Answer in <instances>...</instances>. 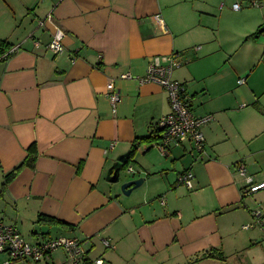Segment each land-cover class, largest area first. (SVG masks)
I'll use <instances>...</instances> for the list:
<instances>
[{
	"label": "crops",
	"instance_id": "crops-1",
	"mask_svg": "<svg viewBox=\"0 0 264 264\" xmlns=\"http://www.w3.org/2000/svg\"><path fill=\"white\" fill-rule=\"evenodd\" d=\"M233 2L0 0L8 47L0 59V223L31 244L85 241L88 257L103 264L225 263L210 253L264 264V190L243 195L236 170L241 164L264 183V0H241L240 11ZM47 17L65 33L61 54L46 48L51 25L38 27ZM168 55L193 115L213 117L201 157L191 143L162 155L139 141L170 107L162 86L138 79L153 57ZM127 72L131 79L120 80ZM111 81L120 94L114 113ZM132 147L129 163L143 183L125 197L106 174ZM184 171L191 189L177 182ZM7 260L0 254V264ZM62 263L56 250L26 264Z\"/></svg>",
	"mask_w": 264,
	"mask_h": 264
},
{
	"label": "built area",
	"instance_id": "built-area-1",
	"mask_svg": "<svg viewBox=\"0 0 264 264\" xmlns=\"http://www.w3.org/2000/svg\"><path fill=\"white\" fill-rule=\"evenodd\" d=\"M232 10L240 11L242 8L241 0H233ZM249 5L258 7L260 0H249ZM158 19V17H157ZM50 24L51 41L46 48L58 55L64 51L63 40L65 33L58 27L51 24L49 17L40 21L38 27H46ZM14 47L11 51L16 50ZM179 63L174 55L153 57L147 65L146 73L143 78L138 79L140 83L154 82L162 86L168 95V104L170 113L161 117L155 122V131L160 135L158 143H152L151 146L156 148L162 155L167 153V147L170 145L180 146L183 143H191L193 150L201 157L204 153V137L202 128L210 123L213 119L211 115L196 117L190 110V98L186 88L182 83L171 79L172 72L179 67ZM120 80L131 79L130 73H124L119 76ZM244 79H239L238 84H243ZM107 97L110 102L112 112L116 111V105L120 102L119 90L115 87L113 81L106 85ZM128 173H133L132 167H127ZM238 175L244 177L245 188L243 195H251L260 190H264V183H254L251 177L246 176L243 165H236ZM193 174L190 171L181 173L177 182L187 189L192 188ZM256 214V213H255ZM259 213L257 212V215ZM248 229L249 226H243ZM102 245L109 247L107 240L102 239ZM85 241L71 237L50 238L34 244L26 242L14 226L0 223V254H6L8 260L3 264H26L27 261L39 263L47 260L53 251L60 250L65 256V263L62 264H103V260L96 258L91 260L84 249Z\"/></svg>",
	"mask_w": 264,
	"mask_h": 264
},
{
	"label": "water",
	"instance_id": "water-1",
	"mask_svg": "<svg viewBox=\"0 0 264 264\" xmlns=\"http://www.w3.org/2000/svg\"><path fill=\"white\" fill-rule=\"evenodd\" d=\"M129 152L120 155L108 169L106 181L112 185H116L120 181V172L124 169L128 162ZM143 183L142 179L131 180L121 183L119 190L122 195L128 197L131 192L138 189Z\"/></svg>",
	"mask_w": 264,
	"mask_h": 264
},
{
	"label": "trees",
	"instance_id": "trees-1",
	"mask_svg": "<svg viewBox=\"0 0 264 264\" xmlns=\"http://www.w3.org/2000/svg\"><path fill=\"white\" fill-rule=\"evenodd\" d=\"M6 49H8V47H6V44L5 43H0V59L3 57L2 55L5 53ZM159 140H160V135L156 131H153V133H151V135L148 138L144 137V138H140L139 139V141H143V142L147 143L148 145H151L152 143H157ZM135 148L136 147H134V148L132 147V149L129 151V158H128V162L125 165V167H127L128 163L133 160V157H134L135 152H136ZM37 221L38 222H43V223H49V224H56V225H60V226H62L64 228H68V225H66L65 223L58 222L54 218L48 217V216H45V215H38ZM217 255L218 254H214L213 255V253L209 254V256H212V258L215 259V260H220L222 262L225 261V257L224 256H222V255L217 256Z\"/></svg>",
	"mask_w": 264,
	"mask_h": 264
},
{
	"label": "rangeland",
	"instance_id": "rangeland-1",
	"mask_svg": "<svg viewBox=\"0 0 264 264\" xmlns=\"http://www.w3.org/2000/svg\"><path fill=\"white\" fill-rule=\"evenodd\" d=\"M176 69V68H175ZM171 79H172V75H171ZM173 80V79H172ZM175 81V80H174ZM240 85V84H239ZM172 146H174L173 144H172ZM174 147H176V146H174ZM129 166H131V167H133L134 168V173L133 174H130V173H128L127 172V167H124V169L120 172V181L115 185L116 187H120V185H121V183H123V182H127V181H131V180H136L137 179V174L138 173H140V172H138V170H137V165L136 164H134V163H129L128 164ZM128 166V167H129ZM137 172V173H136ZM141 188V186L138 188V189H135V190H133L132 192H131V194L133 193V192H135V191H137V190H139ZM130 196V195H129ZM128 196V197H129ZM29 236V237H28ZM31 236L28 234V235H24V238L25 239H27L28 241H31V238H30ZM59 254V253H58ZM229 257L227 258L226 257V259H225V263L224 264H235V259H234V254H231V253H229V255H228ZM215 264H219L217 261L215 262Z\"/></svg>",
	"mask_w": 264,
	"mask_h": 264
}]
</instances>
